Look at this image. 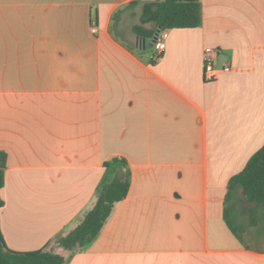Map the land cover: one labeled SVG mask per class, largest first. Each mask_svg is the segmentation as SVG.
Masks as SVG:
<instances>
[{
  "label": "crops",
  "instance_id": "1",
  "mask_svg": "<svg viewBox=\"0 0 264 264\" xmlns=\"http://www.w3.org/2000/svg\"><path fill=\"white\" fill-rule=\"evenodd\" d=\"M199 1L200 26L168 30L152 59L151 40L148 51L120 29L131 6L150 0H0L9 250L67 257L55 238L123 174L104 166L121 159L126 198L67 264H264V217L253 224L235 214L248 208L241 198L226 201L229 180L264 146V0Z\"/></svg>",
  "mask_w": 264,
  "mask_h": 264
},
{
  "label": "trees",
  "instance_id": "2",
  "mask_svg": "<svg viewBox=\"0 0 264 264\" xmlns=\"http://www.w3.org/2000/svg\"><path fill=\"white\" fill-rule=\"evenodd\" d=\"M135 2L130 3V5ZM118 13L113 17L116 20ZM201 4L199 0H162L145 2L141 6L139 23L132 26V33L142 40H151L157 29H192L200 26ZM6 155L0 152V190L4 182ZM105 167H116L123 170L122 175L111 181L101 183L96 190V201L93 208L86 213L80 223L68 234L59 235L54 244L68 253L67 257L51 250L33 252H15L9 250L0 233V264H67L71 255L86 248L99 234L109 217L113 205L123 201L130 187V172L127 164L121 159H112ZM237 197L247 205V209L235 214L247 212L256 224L258 218L264 217V146L257 150L246 162L243 169L233 176L227 185L226 201L234 202ZM3 205L0 199V209ZM225 207V220L228 228L238 239L241 238V225L231 217Z\"/></svg>",
  "mask_w": 264,
  "mask_h": 264
},
{
  "label": "built area",
  "instance_id": "3",
  "mask_svg": "<svg viewBox=\"0 0 264 264\" xmlns=\"http://www.w3.org/2000/svg\"><path fill=\"white\" fill-rule=\"evenodd\" d=\"M91 32L95 33L96 28L91 27ZM168 37L167 29H157L151 39L153 54L151 56L152 59H157L161 56V54L165 50L166 40ZM215 56V52L213 50L207 49L203 54V72L205 77L212 79L215 77L217 70L214 68L213 59ZM223 71H229V66H224L222 68Z\"/></svg>",
  "mask_w": 264,
  "mask_h": 264
},
{
  "label": "rangeland",
  "instance_id": "4",
  "mask_svg": "<svg viewBox=\"0 0 264 264\" xmlns=\"http://www.w3.org/2000/svg\"><path fill=\"white\" fill-rule=\"evenodd\" d=\"M151 2H155V1H162V0H150ZM142 2H139L136 6H131L127 11V16L124 20V24L120 26V29L121 30H127V36H132V33H131V27L134 25V24H138L139 23V15H140V12H141V6H142ZM118 31V29L116 30ZM122 37L123 35L125 34H121ZM145 45H146V50H150V41L149 39L145 40Z\"/></svg>",
  "mask_w": 264,
  "mask_h": 264
}]
</instances>
